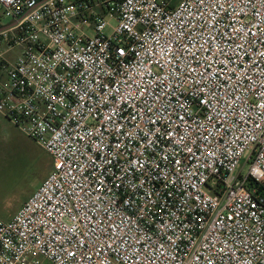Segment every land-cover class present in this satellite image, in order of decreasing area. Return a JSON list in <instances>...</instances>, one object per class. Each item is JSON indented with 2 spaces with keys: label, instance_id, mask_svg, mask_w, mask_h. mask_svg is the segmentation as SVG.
Wrapping results in <instances>:
<instances>
[{
  "label": "built area",
  "instance_id": "1",
  "mask_svg": "<svg viewBox=\"0 0 264 264\" xmlns=\"http://www.w3.org/2000/svg\"><path fill=\"white\" fill-rule=\"evenodd\" d=\"M0 25V114L52 161L0 264H264V0H0Z\"/></svg>",
  "mask_w": 264,
  "mask_h": 264
},
{
  "label": "rangeland",
  "instance_id": "2",
  "mask_svg": "<svg viewBox=\"0 0 264 264\" xmlns=\"http://www.w3.org/2000/svg\"><path fill=\"white\" fill-rule=\"evenodd\" d=\"M180 0H174L177 4ZM11 20L6 18L4 23ZM110 25L114 19H108ZM111 26L105 30L112 32ZM52 167L50 155L7 119H0V219L9 220L41 185Z\"/></svg>",
  "mask_w": 264,
  "mask_h": 264
},
{
  "label": "snow or ice",
  "instance_id": "3",
  "mask_svg": "<svg viewBox=\"0 0 264 264\" xmlns=\"http://www.w3.org/2000/svg\"><path fill=\"white\" fill-rule=\"evenodd\" d=\"M142 93H147L148 95H151V91H150L148 88H146V87L142 89ZM205 102H206V101H205ZM57 167H62V165H57ZM87 194H88L87 192L84 193L85 196H87ZM67 195H68V197H71V196L73 195L71 189H69ZM76 195L78 196V198H80V197H79V194H76ZM62 198H63V197H62ZM84 207H85V211H89L87 205H84ZM92 207L96 208L98 211L103 212V209H101L99 205L93 204ZM105 207H106V206H105ZM77 214L83 215L82 213H79V210H77ZM91 219H92V218L89 217V222H91ZM108 219L111 220L110 215L108 216ZM229 219H232V217H229ZM103 222H104V221H103V219H102L101 217H99V216L96 217V223H98V224H103ZM116 224H117V222H115V221H111V222L107 225V229H108V231L114 233V232H115V227H114V225H116ZM109 248H111V246H109ZM220 251L222 252V251H223V248H221ZM73 255H74V253H73Z\"/></svg>",
  "mask_w": 264,
  "mask_h": 264
},
{
  "label": "crops",
  "instance_id": "4",
  "mask_svg": "<svg viewBox=\"0 0 264 264\" xmlns=\"http://www.w3.org/2000/svg\"><path fill=\"white\" fill-rule=\"evenodd\" d=\"M0 119L1 120H5L6 118L5 117H3L1 114H0ZM8 120V119H7ZM9 121V120H8Z\"/></svg>",
  "mask_w": 264,
  "mask_h": 264
},
{
  "label": "trees",
  "instance_id": "5",
  "mask_svg": "<svg viewBox=\"0 0 264 264\" xmlns=\"http://www.w3.org/2000/svg\"><path fill=\"white\" fill-rule=\"evenodd\" d=\"M2 25H0V27H1ZM262 187L264 188V185H262Z\"/></svg>",
  "mask_w": 264,
  "mask_h": 264
},
{
  "label": "water",
  "instance_id": "6",
  "mask_svg": "<svg viewBox=\"0 0 264 264\" xmlns=\"http://www.w3.org/2000/svg\"><path fill=\"white\" fill-rule=\"evenodd\" d=\"M3 28H5V27H1L0 30L3 29Z\"/></svg>",
  "mask_w": 264,
  "mask_h": 264
}]
</instances>
